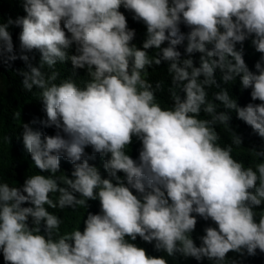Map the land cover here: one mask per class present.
<instances>
[{"label":"clouds","instance_id":"obj_1","mask_svg":"<svg viewBox=\"0 0 264 264\" xmlns=\"http://www.w3.org/2000/svg\"><path fill=\"white\" fill-rule=\"evenodd\" d=\"M21 3L26 15L0 18V64L24 62L22 89L45 118L23 122L17 136L36 174L13 186L0 170V264H243L264 254V145L245 147L231 115L264 140V0ZM121 8L145 27L141 46ZM246 41L261 54L255 71ZM237 81L253 103L231 95ZM97 154L106 177L90 163ZM81 208L83 230L62 231L57 210ZM198 217L214 226L194 238Z\"/></svg>","mask_w":264,"mask_h":264},{"label":"trees","instance_id":"obj_2","mask_svg":"<svg viewBox=\"0 0 264 264\" xmlns=\"http://www.w3.org/2000/svg\"><path fill=\"white\" fill-rule=\"evenodd\" d=\"M121 11L124 14H128V25L130 28L136 30V39L134 43L137 46H141L145 37L146 29L142 23H138L133 20L132 14L127 12L125 9L121 8ZM26 13L23 10L21 0H0V18L2 22L6 23L7 20L11 17L15 19L20 16H24ZM9 31L12 33L13 41L17 54H19V33L20 28L11 27ZM239 47V45L237 46ZM245 49V61L247 65H252L249 69L255 71V63L259 60V53L255 52L254 48L251 46L250 41H246L244 45ZM180 51L183 52V48H180ZM30 56H35V59L32 60L34 65H38L39 62V53H29ZM199 56L197 53L194 56L195 63L199 66ZM25 69V64L22 60L17 59L9 67L7 64H0V78L4 81L3 91L0 92V170H2L3 179L8 182L10 185L18 186V184H23L24 179L27 175L36 174L37 170L34 165H31V159L25 150L22 140H18L17 136L20 132V127L23 122H31L33 119H44L45 114L42 111V105L38 102L31 93L25 92L21 86L22 77L17 74L18 70ZM71 72L70 62L64 66V75H69ZM164 71H159L157 74L153 75V79H160L163 77ZM83 71L81 70L80 75L83 76ZM220 72L217 70L216 78L220 81ZM222 83V82H221ZM225 86L222 84V87ZM231 95L238 100V103L241 106H245L248 103H253L250 97V90H241L239 81L229 88ZM165 98V97H164ZM166 99V98H165ZM255 103H259L256 101ZM19 111L22 114L20 120H16L13 117V113ZM233 119V127L243 135L244 137V146H261L264 145V140H261L259 137L255 136L252 133V130L249 126L244 124V122L236 119V114L231 113ZM33 127L42 131L45 135H55V128H45L37 124ZM4 137H11V141L3 139ZM86 151L91 154V148L86 149ZM243 151V150H241ZM132 155V153H129ZM234 155H237L234 153ZM133 157V156H132ZM237 158H244L242 155H237ZM247 162V161H246ZM90 163L96 165L102 175L105 177L107 173L103 169V163L99 155H96L95 160H90ZM72 165L70 162L61 158V168L66 171L69 175L72 170ZM123 175V174H121ZM91 207L89 211L92 213H99L100 205L99 201H90ZM50 211H52L50 209ZM86 209L81 208L78 212H71L65 210L64 212H59L57 214L64 217L65 223L62 225V231H72L76 227H81L83 230V218L86 214ZM211 225L210 221H203L198 217V224L196 230L193 234L194 238H198L204 235V228ZM139 247H143L147 250L149 255L152 256H166L163 252H157L154 250L153 244H148L139 238L135 241ZM196 243L199 245V239H196ZM230 257H235V253H229ZM169 260V264H200L195 259L189 258L184 259L183 257H178L173 259L172 257H166ZM0 263L3 262L2 255H0ZM203 264H210L209 261L205 260ZM243 264H264V254L257 253L254 257H248L243 261Z\"/></svg>","mask_w":264,"mask_h":264}]
</instances>
